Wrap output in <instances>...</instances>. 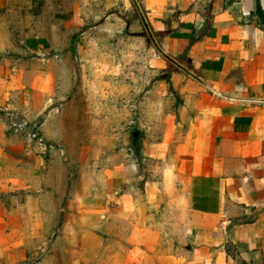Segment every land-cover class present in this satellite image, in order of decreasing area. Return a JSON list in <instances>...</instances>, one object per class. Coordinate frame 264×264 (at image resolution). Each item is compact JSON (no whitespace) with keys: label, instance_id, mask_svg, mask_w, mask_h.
Here are the masks:
<instances>
[{"label":"crops","instance_id":"0c3cea01","mask_svg":"<svg viewBox=\"0 0 264 264\" xmlns=\"http://www.w3.org/2000/svg\"><path fill=\"white\" fill-rule=\"evenodd\" d=\"M107 1L124 10L126 28L154 39L152 71L169 102L157 133L140 137L138 157L129 148L130 159L113 164L110 206L132 207L137 186L146 204H164L182 222L178 246L158 252V264H264V0ZM12 61L0 60V108L31 122L61 100L64 82L56 89L52 69ZM15 137L0 120L7 264L21 245L8 192L25 187ZM149 237L145 247L156 248Z\"/></svg>","mask_w":264,"mask_h":264},{"label":"rangeland","instance_id":"374dc122","mask_svg":"<svg viewBox=\"0 0 264 264\" xmlns=\"http://www.w3.org/2000/svg\"><path fill=\"white\" fill-rule=\"evenodd\" d=\"M125 19L107 0H0V60H32L52 69L56 89L64 82L61 100L31 122L0 108L24 150L25 187L8 192L21 226L9 264H158V252L178 246L182 222L139 187L132 207L109 203L113 164L129 148L138 157L140 137L157 133L169 109L152 71L155 41Z\"/></svg>","mask_w":264,"mask_h":264},{"label":"trees","instance_id":"16d2710c","mask_svg":"<svg viewBox=\"0 0 264 264\" xmlns=\"http://www.w3.org/2000/svg\"><path fill=\"white\" fill-rule=\"evenodd\" d=\"M257 11H259V8H258ZM169 68H175V67H174L173 65L170 64Z\"/></svg>","mask_w":264,"mask_h":264},{"label":"water","instance_id":"95a60500","mask_svg":"<svg viewBox=\"0 0 264 264\" xmlns=\"http://www.w3.org/2000/svg\"><path fill=\"white\" fill-rule=\"evenodd\" d=\"M135 137H136V135H135Z\"/></svg>","mask_w":264,"mask_h":264}]
</instances>
